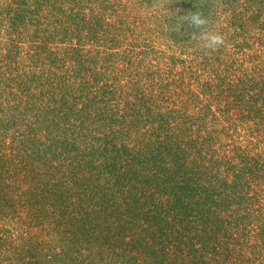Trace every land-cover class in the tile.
<instances>
[{"label":"trees","instance_id":"trees-1","mask_svg":"<svg viewBox=\"0 0 264 264\" xmlns=\"http://www.w3.org/2000/svg\"><path fill=\"white\" fill-rule=\"evenodd\" d=\"M142 1L0 0V264H264V0Z\"/></svg>","mask_w":264,"mask_h":264},{"label":"rangeland","instance_id":"rangeland-1","mask_svg":"<svg viewBox=\"0 0 264 264\" xmlns=\"http://www.w3.org/2000/svg\"><path fill=\"white\" fill-rule=\"evenodd\" d=\"M179 1L182 0H143L142 4L140 3L135 5L136 12H131V15L136 18H139V15L144 17V20L152 26L149 27L145 23L143 27H147L148 29L152 30L153 32L150 31L152 35L155 34L154 29H157V26L165 30L181 31L184 26L181 25L184 10H182V7L179 5ZM138 8H141V10ZM177 14H179V17H177ZM126 16L130 20L128 14H126ZM157 21L159 23H157ZM4 37V34H0L1 41L4 39ZM158 37L159 39H157ZM153 39L157 40V44L160 46L162 43L160 36L153 35Z\"/></svg>","mask_w":264,"mask_h":264},{"label":"clouds","instance_id":"clouds-1","mask_svg":"<svg viewBox=\"0 0 264 264\" xmlns=\"http://www.w3.org/2000/svg\"><path fill=\"white\" fill-rule=\"evenodd\" d=\"M184 24L193 30L190 41L200 51H214L225 43L223 34L211 28L209 16L200 7L182 17L181 25Z\"/></svg>","mask_w":264,"mask_h":264}]
</instances>
